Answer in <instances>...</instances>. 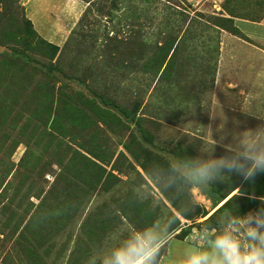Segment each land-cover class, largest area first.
<instances>
[{"label": "rangeland", "instance_id": "obj_1", "mask_svg": "<svg viewBox=\"0 0 264 264\" xmlns=\"http://www.w3.org/2000/svg\"><path fill=\"white\" fill-rule=\"evenodd\" d=\"M233 18L264 0H0V264H106L146 230L155 264L248 243L264 37Z\"/></svg>", "mask_w": 264, "mask_h": 264}, {"label": "clouds", "instance_id": "obj_2", "mask_svg": "<svg viewBox=\"0 0 264 264\" xmlns=\"http://www.w3.org/2000/svg\"><path fill=\"white\" fill-rule=\"evenodd\" d=\"M259 166H264V156L255 158L253 167ZM201 173L206 174L207 169H201ZM247 223L248 243H242L234 234L237 229L229 227L216 236L211 252L190 253L185 264H264V215L256 218L249 215ZM159 248V234L146 230L115 250L106 264H155Z\"/></svg>", "mask_w": 264, "mask_h": 264}, {"label": "crops", "instance_id": "obj_3", "mask_svg": "<svg viewBox=\"0 0 264 264\" xmlns=\"http://www.w3.org/2000/svg\"><path fill=\"white\" fill-rule=\"evenodd\" d=\"M235 25L241 30L242 33H244L246 36L260 40V37H264V18L260 20L259 22H254L246 19H241V18H233ZM262 41V40H261ZM260 57L264 58V55H260ZM246 67H250L253 63L252 60H246ZM255 66H257V61L254 60ZM249 73H246L247 75ZM246 80H248L249 77L245 76L244 77ZM250 98L256 100V96L258 95L257 100H262L263 99V93L264 91L260 90H254L253 87H250ZM258 108H252L251 111H258ZM260 111V110H259Z\"/></svg>", "mask_w": 264, "mask_h": 264}]
</instances>
